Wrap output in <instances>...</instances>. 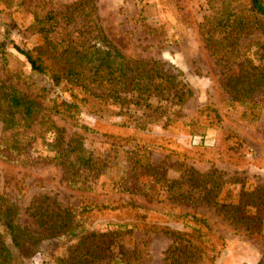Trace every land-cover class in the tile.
<instances>
[{
    "label": "rangeland",
    "instance_id": "obj_1",
    "mask_svg": "<svg viewBox=\"0 0 264 264\" xmlns=\"http://www.w3.org/2000/svg\"><path fill=\"white\" fill-rule=\"evenodd\" d=\"M226 1L0 0V41L7 31L9 40L24 50L45 51L35 19L53 14L57 26L47 40L57 47L50 56L58 67L83 61L74 54L58 59L62 49L83 51L104 36L129 69L128 76L141 67L174 77L170 96L153 94L148 108L135 104L141 97L130 84L122 92L125 101L109 106L103 120L84 111L71 122L49 108L56 97L78 101L80 90L66 81L51 86L7 48L0 80L41 106L32 122L20 127L21 135L10 139L7 132L3 145L0 141V148L18 154L0 158V203L14 211L13 222L24 241L15 264H79L81 232L96 235L84 249L86 264H164L172 237L130 232L119 209L130 205L206 219L225 246L214 261L202 256L192 264L264 262V229L246 232L221 211L239 203L242 193L264 194V91L253 105L231 101L202 35L204 18L217 14ZM242 44H252L253 52L254 35ZM207 108L215 109L221 121L213 122ZM130 116L146 130H137L127 120ZM74 122L98 133H86ZM1 130L0 124V137ZM212 182L217 190L210 193ZM63 210L74 211V237L55 224L54 215ZM165 223L183 229L180 223Z\"/></svg>",
    "mask_w": 264,
    "mask_h": 264
},
{
    "label": "trees",
    "instance_id": "obj_2",
    "mask_svg": "<svg viewBox=\"0 0 264 264\" xmlns=\"http://www.w3.org/2000/svg\"><path fill=\"white\" fill-rule=\"evenodd\" d=\"M225 4L226 7L223 6L217 14L204 18L205 22L201 25L202 35L220 69L223 77L222 87L229 95V99L240 105H253L257 96L264 91V0H227ZM56 26L52 13H48L43 19H35V32L43 35V39L46 40L45 51L40 48L24 50L9 40L7 31L4 39L0 41V60L3 67L7 64V48L10 47L24 57L34 74L45 77L51 86L57 88L66 81L83 94L78 101L61 97L53 99L49 108L52 115L73 122L85 111L101 121L109 106H120L125 101L122 92L130 84L132 91L141 97L136 101L137 105L150 107L148 100L153 94L170 96L174 78L172 75L166 74L163 70L154 71L151 68L145 71L140 69L141 67H135L133 75L130 73L128 76L129 69L122 65L121 57L104 36L101 37L102 42L95 43L91 48H81L83 51L62 49L58 59H67L74 54L77 59L81 57L83 61L77 65L70 63L58 67L52 61L54 57L50 56L57 47L47 40V36L54 33ZM251 35H254L256 41L253 52H250L252 44L247 46L242 44V41ZM178 99L182 100V97ZM207 109L211 112L213 122L221 121L215 109ZM40 111L41 106L35 101L21 98L13 85H7L0 80L2 145L3 141L7 140L5 133H10L8 135L10 139L21 135L20 127L24 123H31ZM127 120H133L137 130H146V127L135 118L130 116ZM74 126L86 133H98L94 128L75 122ZM233 137L238 139L235 135ZM0 150V158L12 159L18 156L10 149ZM214 190H217L216 183L212 182L210 193ZM217 194L213 195L212 199H215ZM241 195L239 203L221 207V211L231 223L243 226L244 231L261 233L264 229V194L260 195V191H253ZM87 209H92V206ZM119 209L127 217L126 225L130 227V232H162L172 237L164 264H192L195 258L202 256L211 262L217 259L224 249L223 238L212 231L206 219L194 214H162L135 205ZM13 215L12 208L0 203V264H15L24 245V241L18 235L19 229L13 222ZM74 215V211L70 210H63L54 215L55 224L59 222L66 236H73L78 226L74 221ZM166 221L180 223L183 229L173 230L166 225ZM78 236H80L77 239L79 264H86L89 254L84 249L87 250L93 245L92 241L88 243V240L96 235L93 233L83 235L81 232Z\"/></svg>",
    "mask_w": 264,
    "mask_h": 264
}]
</instances>
